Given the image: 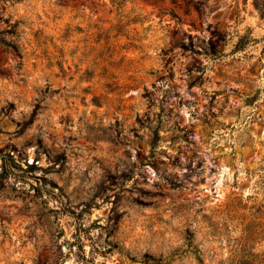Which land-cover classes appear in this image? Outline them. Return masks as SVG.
I'll return each instance as SVG.
<instances>
[{"label":"rangeland","instance_id":"374dc122","mask_svg":"<svg viewBox=\"0 0 264 264\" xmlns=\"http://www.w3.org/2000/svg\"><path fill=\"white\" fill-rule=\"evenodd\" d=\"M255 1L0 0V264H264Z\"/></svg>","mask_w":264,"mask_h":264},{"label":"trees","instance_id":"16d2710c","mask_svg":"<svg viewBox=\"0 0 264 264\" xmlns=\"http://www.w3.org/2000/svg\"><path fill=\"white\" fill-rule=\"evenodd\" d=\"M262 3H258L257 0L255 1V6L260 9L262 15L264 16V0H261Z\"/></svg>","mask_w":264,"mask_h":264}]
</instances>
